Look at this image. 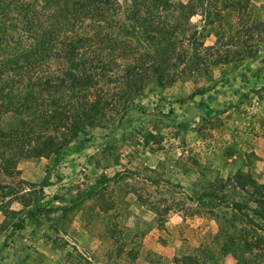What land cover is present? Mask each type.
<instances>
[{
    "label": "rangeland",
    "instance_id": "374dc122",
    "mask_svg": "<svg viewBox=\"0 0 264 264\" xmlns=\"http://www.w3.org/2000/svg\"><path fill=\"white\" fill-rule=\"evenodd\" d=\"M168 1L102 14L78 77L0 65V264H236L227 234L264 264V0Z\"/></svg>",
    "mask_w": 264,
    "mask_h": 264
},
{
    "label": "trees",
    "instance_id": "16d2710c",
    "mask_svg": "<svg viewBox=\"0 0 264 264\" xmlns=\"http://www.w3.org/2000/svg\"><path fill=\"white\" fill-rule=\"evenodd\" d=\"M134 1L138 4L137 6L145 8L142 11L146 16L143 21L149 23L148 27L154 24V16L160 15L157 12L170 11L171 6L174 7V3L168 0H154L152 3L149 0ZM118 3L119 0H0V50L8 49L9 54L8 59L0 62L1 71H13L14 77L20 80L26 78L25 72L27 71L32 74L27 77H33V75L38 77L48 73L46 67L51 59L62 57L73 61L71 67L63 71L62 74L78 77V69L76 68L78 65L75 64L76 58L86 57L85 54L88 48L95 40L94 36L100 34L99 31L105 30L99 19L109 9V11H114ZM180 7L183 9L186 6L180 4ZM86 18L98 20L97 24L92 23L97 28L94 35H88L86 26L92 29V25H87ZM155 27L157 26H152L151 29H155ZM11 31H17V37ZM94 69H98V67L92 68V70ZM2 73L0 72V74ZM81 73L84 72L81 71ZM93 73L95 71H90L85 75ZM100 76L99 73H96V77ZM53 78L56 79L59 76ZM83 84L87 85V83ZM40 86H43V84L38 82L28 86L31 91L25 98L28 104H32L30 106L31 111L42 121L43 127L45 124L53 122L60 112L52 108V106H56L55 104H59L58 101L50 102L44 105L45 107H42L44 103L37 101L36 96L33 95V88H39ZM48 86L54 88L55 85ZM63 102L65 111L69 101L64 100ZM35 105L38 106L37 109L34 108ZM35 120L37 119L33 121ZM33 124L37 125L38 123L33 122ZM202 197H200V200ZM200 203L202 202L200 201ZM232 208L235 212L242 213L241 206L238 203L233 204ZM243 217L250 224L256 225L247 214H244ZM227 240L234 245L235 251L240 254L236 257V264H251L250 260L255 263L258 258L259 261L261 260V249L260 251L252 249L253 244L249 246L248 243L240 249L238 236L227 234ZM202 255L205 256V253H202ZM250 256H252V259L249 258ZM187 261H190V264H197L193 257L187 258ZM204 262L203 260L200 261V263L206 264ZM183 264L186 263L183 262Z\"/></svg>",
    "mask_w": 264,
    "mask_h": 264
},
{
    "label": "crops",
    "instance_id": "0c3cea01",
    "mask_svg": "<svg viewBox=\"0 0 264 264\" xmlns=\"http://www.w3.org/2000/svg\"><path fill=\"white\" fill-rule=\"evenodd\" d=\"M181 216H179V218H180ZM178 247L180 248L181 247V244L180 245H178Z\"/></svg>",
    "mask_w": 264,
    "mask_h": 264
}]
</instances>
